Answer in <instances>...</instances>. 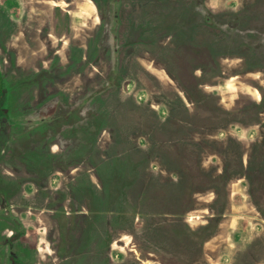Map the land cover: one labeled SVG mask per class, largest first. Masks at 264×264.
Returning <instances> with one entry per match:
<instances>
[{"label": "rangeland", "instance_id": "374dc122", "mask_svg": "<svg viewBox=\"0 0 264 264\" xmlns=\"http://www.w3.org/2000/svg\"><path fill=\"white\" fill-rule=\"evenodd\" d=\"M113 61L131 115L72 110ZM0 76L17 260L264 264V0H0Z\"/></svg>", "mask_w": 264, "mask_h": 264}, {"label": "crops", "instance_id": "0c3cea01", "mask_svg": "<svg viewBox=\"0 0 264 264\" xmlns=\"http://www.w3.org/2000/svg\"><path fill=\"white\" fill-rule=\"evenodd\" d=\"M120 1V0H119ZM192 1V0H190ZM118 2V0H117ZM188 2V1H187ZM197 2V0H196ZM202 14H203V6L200 5ZM123 10L119 11V9H114L113 13H114V21L116 22V26L117 25H121V18L122 15L124 14ZM204 16V14H203ZM203 16H202V22H203ZM122 26V25H121ZM118 61L115 62L113 61L112 66L103 73L102 76V82L100 84V87L98 89H93L95 87V83L94 81H92V72L88 73V72H82L79 78H83V82H81V88H80V93L77 94L76 96L80 97L75 98L73 105L71 106V109H75L77 106V104L81 101H87V100H91V99H95L97 101H105L108 105V107H110L111 105L114 104V111L117 114H124L125 112H127L129 115H131V111L133 110L132 106H131V102H130V97L127 94V105L125 107V105H120V99L124 98V95L122 94L123 91V75L120 73V70L117 66ZM115 65V66H114ZM43 74H41L42 76ZM1 77V76H0ZM44 77V75H43ZM86 78H89V81H86ZM94 85V86H93ZM83 90V92H82ZM94 90V91H93ZM118 91V92H117ZM120 92V93H119ZM49 94H47L48 96ZM84 95V96H83ZM119 95V97H118ZM44 98L45 96L42 97L41 100H37V105L44 102ZM52 102L56 103L57 105H60L59 100L55 99ZM47 105L50 103H46ZM119 107V108H117ZM105 108V112L106 115H108V110L106 109V106L104 105ZM7 109V107H6ZM5 109V110H6ZM7 111V110H6ZM102 148L104 149V154H118L119 151L123 150V147L118 146V144L111 142V139L107 138L105 140L104 143H101ZM49 150L51 152L53 151H57V147L54 143H52L49 146ZM0 250L3 251L2 248H0ZM4 253V251H3Z\"/></svg>", "mask_w": 264, "mask_h": 264}, {"label": "flooded vegetation", "instance_id": "af4514ba", "mask_svg": "<svg viewBox=\"0 0 264 264\" xmlns=\"http://www.w3.org/2000/svg\"><path fill=\"white\" fill-rule=\"evenodd\" d=\"M1 81V80H0ZM3 203H6V202H4V201H2ZM11 235H13V233L11 234ZM11 237V236H10ZM12 239L11 238H9L8 240L7 239H5L4 241H2L1 242V247L0 248H3L2 246H8V249H7V251H8V254H7V261H10V262H12L13 264H23V262H20L19 260H17V258H15V256H13V254H12V251L10 250L11 248H12ZM6 264V263H5Z\"/></svg>", "mask_w": 264, "mask_h": 264}, {"label": "bare ground", "instance_id": "6f19581e", "mask_svg": "<svg viewBox=\"0 0 264 264\" xmlns=\"http://www.w3.org/2000/svg\"><path fill=\"white\" fill-rule=\"evenodd\" d=\"M145 261H147V260H145ZM145 261L143 262V263H145ZM149 261V260H148ZM151 263V262H150ZM152 264V263H151Z\"/></svg>", "mask_w": 264, "mask_h": 264}]
</instances>
